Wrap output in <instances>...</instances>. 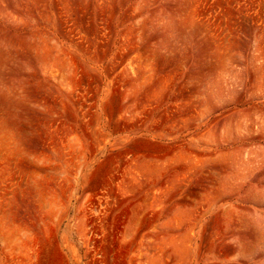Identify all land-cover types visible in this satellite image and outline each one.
I'll list each match as a JSON object with an SVG mask.
<instances>
[{
  "label": "rangeland",
  "instance_id": "rangeland-1",
  "mask_svg": "<svg viewBox=\"0 0 264 264\" xmlns=\"http://www.w3.org/2000/svg\"><path fill=\"white\" fill-rule=\"evenodd\" d=\"M0 264H264V0H0Z\"/></svg>",
  "mask_w": 264,
  "mask_h": 264
}]
</instances>
